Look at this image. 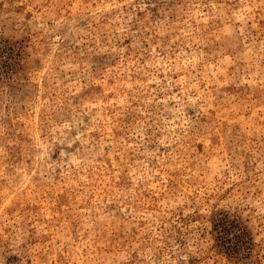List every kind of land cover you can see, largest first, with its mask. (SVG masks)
<instances>
[{"label":"rangeland","instance_id":"1","mask_svg":"<svg viewBox=\"0 0 264 264\" xmlns=\"http://www.w3.org/2000/svg\"><path fill=\"white\" fill-rule=\"evenodd\" d=\"M0 264H264V0H0Z\"/></svg>","mask_w":264,"mask_h":264}]
</instances>
